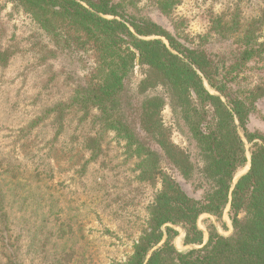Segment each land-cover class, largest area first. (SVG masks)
Masks as SVG:
<instances>
[{
    "label": "rangeland",
    "instance_id": "1",
    "mask_svg": "<svg viewBox=\"0 0 264 264\" xmlns=\"http://www.w3.org/2000/svg\"><path fill=\"white\" fill-rule=\"evenodd\" d=\"M111 3L118 16L104 18L128 27L132 21L154 23L183 47L206 54L219 73L248 49L245 33H251L250 46L264 43V0ZM93 66L89 54L56 44L16 0H0V264H125L147 227L160 180L141 179L139 159L128 158L124 142L100 127L95 109L71 111L60 122L52 110L86 86ZM143 71L134 68L124 81L118 96L124 118L144 145L157 150L139 135L138 117L145 100H164L162 124L193 172L184 180L162 154L160 168L187 196L200 199L211 190L201 174V152L165 88L138 91ZM229 86L249 110V132L264 137V58H252ZM244 143L249 160L250 144ZM208 222L221 236H231L227 209L225 230L212 216L198 218L204 242ZM174 229L173 246L188 252L193 247L183 246L184 231Z\"/></svg>",
    "mask_w": 264,
    "mask_h": 264
},
{
    "label": "trees",
    "instance_id": "2",
    "mask_svg": "<svg viewBox=\"0 0 264 264\" xmlns=\"http://www.w3.org/2000/svg\"><path fill=\"white\" fill-rule=\"evenodd\" d=\"M16 1L56 44L93 59L86 86L52 108L58 111L56 120L71 111L87 114L95 109L100 127L124 142L128 158L139 159L141 179L160 180V191L148 208L147 227L125 264H264V137L249 132V110L229 86L252 58H264V43L250 46L251 33H245L248 49L219 73L206 54L183 47L154 23L126 21L128 27L104 18L118 16L111 0ZM159 38H165L168 47ZM136 53L138 66L144 69L138 91L165 88L201 152V174L211 190L200 199L187 196L160 168L162 154L184 180L193 172L189 157L169 140L162 124L164 100L157 96L145 100L138 117L139 135L151 139L160 153L144 145L124 118L118 96L135 68ZM204 80L217 95L205 88ZM244 140L250 144L249 160ZM247 164L248 171L236 178ZM226 209L231 236H221L208 222L204 242L198 218L212 216L225 230ZM176 226L184 231L183 246L193 247L186 253L172 244Z\"/></svg>",
    "mask_w": 264,
    "mask_h": 264
},
{
    "label": "water",
    "instance_id": "3",
    "mask_svg": "<svg viewBox=\"0 0 264 264\" xmlns=\"http://www.w3.org/2000/svg\"><path fill=\"white\" fill-rule=\"evenodd\" d=\"M138 68V53H136L135 57V69Z\"/></svg>",
    "mask_w": 264,
    "mask_h": 264
}]
</instances>
